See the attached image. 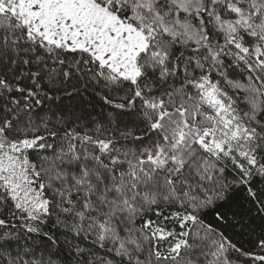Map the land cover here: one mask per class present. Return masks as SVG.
Listing matches in <instances>:
<instances>
[{
  "label": "snow or ice",
  "instance_id": "snow-or-ice-1",
  "mask_svg": "<svg viewBox=\"0 0 264 264\" xmlns=\"http://www.w3.org/2000/svg\"><path fill=\"white\" fill-rule=\"evenodd\" d=\"M0 264H264V0H0Z\"/></svg>",
  "mask_w": 264,
  "mask_h": 264
}]
</instances>
